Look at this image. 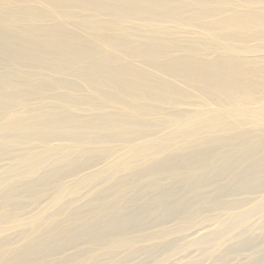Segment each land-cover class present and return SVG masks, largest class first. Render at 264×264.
I'll list each match as a JSON object with an SVG mask.
<instances>
[{
	"label": "bare ground",
	"instance_id": "1",
	"mask_svg": "<svg viewBox=\"0 0 264 264\" xmlns=\"http://www.w3.org/2000/svg\"><path fill=\"white\" fill-rule=\"evenodd\" d=\"M1 4L0 249L26 224L53 238L59 218L229 170L262 144L264 0ZM32 243L0 264L31 261Z\"/></svg>",
	"mask_w": 264,
	"mask_h": 264
},
{
	"label": "rangeland",
	"instance_id": "2",
	"mask_svg": "<svg viewBox=\"0 0 264 264\" xmlns=\"http://www.w3.org/2000/svg\"><path fill=\"white\" fill-rule=\"evenodd\" d=\"M5 162L0 157V173L8 170ZM160 184L162 192H130L122 204L97 208L79 220L59 218L62 224L50 239L35 240L40 231L26 224L6 238L0 255L6 247L33 242L42 245L37 256L20 264H264V140L229 170L175 187ZM36 206L26 212L34 213Z\"/></svg>",
	"mask_w": 264,
	"mask_h": 264
}]
</instances>
